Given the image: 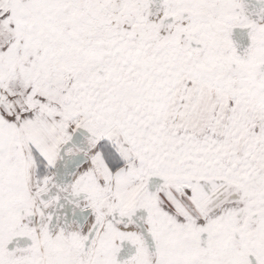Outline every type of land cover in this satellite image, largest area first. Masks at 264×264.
<instances>
[{"label": "snow or ice", "instance_id": "1", "mask_svg": "<svg viewBox=\"0 0 264 264\" xmlns=\"http://www.w3.org/2000/svg\"><path fill=\"white\" fill-rule=\"evenodd\" d=\"M0 264H264V0H0Z\"/></svg>", "mask_w": 264, "mask_h": 264}]
</instances>
